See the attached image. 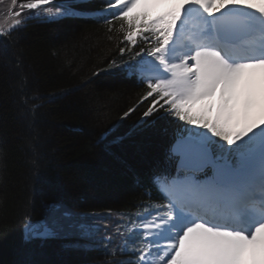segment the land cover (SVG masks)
Returning a JSON list of instances; mask_svg holds the SVG:
<instances>
[{"label": "snow or ice", "instance_id": "1", "mask_svg": "<svg viewBox=\"0 0 264 264\" xmlns=\"http://www.w3.org/2000/svg\"><path fill=\"white\" fill-rule=\"evenodd\" d=\"M16 7L12 0L0 35L22 26L25 9L50 20L84 11L74 0H25ZM94 11L110 32L123 34L121 59H111L107 70L144 86L122 119L144 104L137 127L182 122L166 154L174 174L150 178L158 198L146 188L147 200L121 214L120 243L111 235L98 241L111 256L133 257L109 264H264V0H105ZM20 90L34 115L39 97L23 80ZM29 128L28 165L37 180L45 153L34 123ZM42 209L40 219L32 207L24 212L25 242L72 231L97 242L93 225L63 205Z\"/></svg>", "mask_w": 264, "mask_h": 264}, {"label": "trees", "instance_id": "2", "mask_svg": "<svg viewBox=\"0 0 264 264\" xmlns=\"http://www.w3.org/2000/svg\"><path fill=\"white\" fill-rule=\"evenodd\" d=\"M23 2L17 0L16 10ZM74 2L84 11L54 20L25 9L22 26L0 35V264H109L132 259L128 254L109 255L98 241L111 235L119 244L115 228L122 223L121 214L135 212L147 200L146 188L158 198L150 180L158 164L159 173L171 170L166 154L182 122L169 118L137 127L144 104L122 119L144 91L136 78L107 70L111 59H121L123 34L110 32L94 11L105 0ZM12 10V0H0V24ZM22 80L26 91L39 97L34 115L22 102ZM33 123L45 153L37 180L26 147ZM105 132L109 135L101 142ZM105 182L117 187L109 190ZM53 202L93 225L97 242L75 231L25 242L26 209L32 207L40 219L42 206Z\"/></svg>", "mask_w": 264, "mask_h": 264}, {"label": "rangeland", "instance_id": "3", "mask_svg": "<svg viewBox=\"0 0 264 264\" xmlns=\"http://www.w3.org/2000/svg\"><path fill=\"white\" fill-rule=\"evenodd\" d=\"M159 9H156V11H158ZM112 184V185H111ZM104 186L107 188V189H115L117 186L116 185H114V183H112V182H105L104 183ZM122 188V187H121ZM91 200H93V202H92V205H96L95 203H96V200H94V199H91Z\"/></svg>", "mask_w": 264, "mask_h": 264}]
</instances>
